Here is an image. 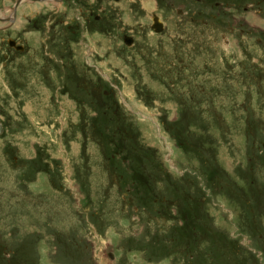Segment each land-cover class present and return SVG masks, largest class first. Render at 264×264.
<instances>
[{
  "label": "rangeland",
  "instance_id": "374dc122",
  "mask_svg": "<svg viewBox=\"0 0 264 264\" xmlns=\"http://www.w3.org/2000/svg\"><path fill=\"white\" fill-rule=\"evenodd\" d=\"M87 1L0 22V264H264V0Z\"/></svg>",
  "mask_w": 264,
  "mask_h": 264
},
{
  "label": "flooded vegetation",
  "instance_id": "af4514ba",
  "mask_svg": "<svg viewBox=\"0 0 264 264\" xmlns=\"http://www.w3.org/2000/svg\"><path fill=\"white\" fill-rule=\"evenodd\" d=\"M26 0H15V2L12 3L11 5V10L13 9V12L11 11V14L9 16H0V22L1 23H6V24H10V26L12 28H15V27H19L21 25L20 22H18L17 20V13H18V10L20 8L19 5H21L22 3H24ZM29 2H32V0H27ZM34 1V0H33ZM43 0H35V2H41ZM98 0H94L93 4L97 5L99 3V1L97 2ZM119 1V0H118ZM199 1V0H198ZM92 2H86V4H92ZM21 3V4H20ZM49 3H54V2H49ZM99 5V4H98ZM92 16V15H91ZM97 18V16L95 17ZM11 42V41H10ZM9 42V45H13L15 44L14 42ZM18 46V45H17ZM21 46H19L18 48H20ZM21 50V49H19ZM15 51V50H14ZM16 52V51H15ZM18 52V51H17ZM3 125L0 123V127L2 128V130L0 131V133H2L4 130H3Z\"/></svg>",
  "mask_w": 264,
  "mask_h": 264
},
{
  "label": "bare ground",
  "instance_id": "6f19581e",
  "mask_svg": "<svg viewBox=\"0 0 264 264\" xmlns=\"http://www.w3.org/2000/svg\"><path fill=\"white\" fill-rule=\"evenodd\" d=\"M20 4H21V3H20ZM21 5H22V4H21ZM21 5H19V6H21ZM153 16H154V15H153ZM153 16H152V25H151L152 29H153L154 31H156L157 27L159 26L158 23H160V24H161V28H163L162 22H160L158 16L155 15V16H156L155 21H153ZM157 32H159V31H157ZM1 130H2V128L0 127V131H1Z\"/></svg>",
  "mask_w": 264,
  "mask_h": 264
},
{
  "label": "water",
  "instance_id": "95a60500",
  "mask_svg": "<svg viewBox=\"0 0 264 264\" xmlns=\"http://www.w3.org/2000/svg\"><path fill=\"white\" fill-rule=\"evenodd\" d=\"M155 19H156V16L154 15L153 16V21H155ZM159 24V26L157 27V29H156V32L157 31H161L163 28H161V24L160 23H158ZM129 42V41H128ZM11 43V42H10Z\"/></svg>",
  "mask_w": 264,
  "mask_h": 264
}]
</instances>
